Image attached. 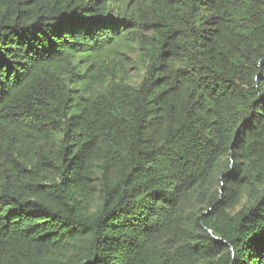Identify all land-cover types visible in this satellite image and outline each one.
Returning <instances> with one entry per match:
<instances>
[{"label": "trees", "instance_id": "16d2710c", "mask_svg": "<svg viewBox=\"0 0 264 264\" xmlns=\"http://www.w3.org/2000/svg\"><path fill=\"white\" fill-rule=\"evenodd\" d=\"M0 264H264V0H0Z\"/></svg>", "mask_w": 264, "mask_h": 264}, {"label": "rangeland", "instance_id": "374dc122", "mask_svg": "<svg viewBox=\"0 0 264 264\" xmlns=\"http://www.w3.org/2000/svg\"><path fill=\"white\" fill-rule=\"evenodd\" d=\"M132 58L135 59L136 57H134V55H133ZM128 68L130 69L128 75L131 79V82L136 83L141 78L142 73L139 71H135L133 65H130Z\"/></svg>", "mask_w": 264, "mask_h": 264}]
</instances>
